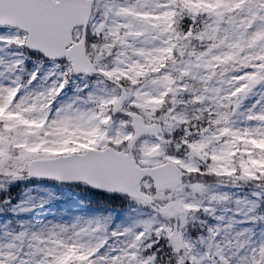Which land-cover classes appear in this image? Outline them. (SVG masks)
<instances>
[{
  "label": "snow or ice",
  "instance_id": "snow-or-ice-1",
  "mask_svg": "<svg viewBox=\"0 0 264 264\" xmlns=\"http://www.w3.org/2000/svg\"><path fill=\"white\" fill-rule=\"evenodd\" d=\"M0 264H264V0H0Z\"/></svg>",
  "mask_w": 264,
  "mask_h": 264
},
{
  "label": "rangeland",
  "instance_id": "rangeland-1",
  "mask_svg": "<svg viewBox=\"0 0 264 264\" xmlns=\"http://www.w3.org/2000/svg\"><path fill=\"white\" fill-rule=\"evenodd\" d=\"M40 195H45V193H40ZM62 204H59V202H57L56 204L50 205L47 208L41 209V212H49V214H51L52 211L62 207Z\"/></svg>",
  "mask_w": 264,
  "mask_h": 264
}]
</instances>
